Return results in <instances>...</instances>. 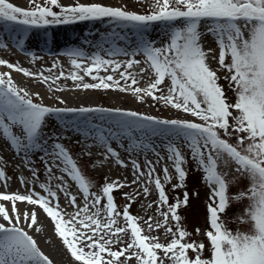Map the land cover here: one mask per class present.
Instances as JSON below:
<instances>
[{
	"label": "snow or ice",
	"instance_id": "6c2138e0",
	"mask_svg": "<svg viewBox=\"0 0 264 264\" xmlns=\"http://www.w3.org/2000/svg\"><path fill=\"white\" fill-rule=\"evenodd\" d=\"M31 5L30 9L26 10L13 5L9 0H0V21L40 27L104 17L137 25H146L153 21H177L183 18L184 26L172 29L168 43L157 47L154 41H144L132 51L133 58L124 61V70L120 71V80L125 82L124 87L120 86V80L114 79L113 75H99L101 68L105 72L109 68L113 72L120 70L121 62L105 59L97 54L87 58L91 63L85 65L81 59L83 52L79 49L66 53L73 57L71 64L76 71L68 76L61 71L57 79L70 78L82 82L84 77L78 74L82 70L93 80L99 81L83 83L84 89H109L115 86L120 91H127L131 85L138 84L135 75L129 72V69L141 63L134 57L138 53H143L148 68H141L140 73L151 69L155 79L147 88L137 86L131 88V91L141 100L143 96L140 94L143 93L153 100L163 101L176 109L190 113L202 122L160 119L118 108L48 107L34 103L26 91L21 94L22 90L14 85L10 73L0 74V129L3 130V136L10 141L17 154L24 153L27 165L33 163L29 159L32 151H43L44 155L40 159L45 162L49 180L53 178L52 169L58 168L77 183L85 199L84 206L80 208L76 204V196L67 191L63 176L55 177L62 181L56 185L57 189L70 196L71 206L78 209L68 220H64L57 192L53 191L48 183L40 184L41 189L47 192V196L34 190L27 195L0 193V200L12 202L13 210L17 213L14 216L9 215L4 204H0V216L6 221L0 223V264H53L38 247L36 239L20 226L21 215L15 207L17 201H27L31 205L41 206L46 215L54 221L56 233L63 239L72 256L83 264H128L133 257L137 264H165L166 261L168 264H264V0H156L155 10L147 15L99 3L77 2L74 5H61L59 0H44V4L41 5L36 0H31ZM54 7L60 10L53 11ZM205 18L216 22L209 31L214 32L217 38L220 67L230 73L225 79L229 80L230 86L234 84L233 91L237 96L234 103L228 101L223 87L218 83L217 71L208 63L211 50L206 52L202 46L198 26ZM119 54H121L119 51L110 53L112 56ZM122 54L129 55L126 51ZM229 54L231 60L225 63V58ZM32 55L36 58L35 53ZM0 65L14 68L26 75L30 74L28 69L20 68L3 59H0ZM32 75H38L44 81L48 80L42 73ZM166 78L170 81L167 95H156L157 92L162 93L161 85ZM129 80L131 85L128 84ZM80 86L78 83L77 87ZM63 112L116 113L130 118L124 122V127L129 133L133 129H139L150 130L155 134L156 129L163 127L164 132L171 137L165 145L169 154L168 159L173 162L180 181L179 184L173 185L174 189L183 187L187 176L182 167L185 156L177 143L183 139L191 150L192 158L204 171V178L212 190L210 196L212 203L208 205L210 228L204 233L210 255L204 256L206 245L203 241L190 239L192 234L182 225V217L178 214L181 205H187L189 194L185 191L183 200L176 197L175 203H168V196L159 175H155L153 179L155 165L152 161H145L148 182H154L158 189L159 205H166L168 210L161 211L162 221L153 223V218L149 216L145 223L150 231L165 228L166 236L170 234L172 238L167 243H162L158 237L142 234V228L138 224V219L141 218L129 212L135 195L139 193L124 194L129 200L122 213L126 226H119L116 218L121 213L117 211L113 191L127 185L119 181L106 182L102 186V194L91 192V182L83 175L77 161L64 145L54 143L51 152L45 148L47 141L43 140L42 133L45 117L47 114ZM234 112L238 114L234 115ZM14 125L21 126V135L13 132ZM233 134L236 135L235 144L230 142ZM113 136L116 134L113 133ZM98 140L106 148L105 159L112 156L116 158L118 164L127 166L102 133ZM136 146L145 150L149 148V145L142 142ZM131 150L132 148L128 149ZM157 156L159 157L158 153ZM49 157L50 163L47 159ZM159 162L160 159L156 161ZM232 163L236 165L235 172L239 176L246 175L249 178L250 186L236 196L229 197L227 194L229 184L238 178L228 180L229 173L225 169L230 168ZM132 165L134 172L138 173L136 179L132 181L136 183L145 175V171L141 170L136 160L132 161ZM30 171L33 180L38 179V170L30 168ZM163 172L165 179L171 180L166 165ZM8 179L10 178L0 167V180L5 182V186ZM19 179L21 184H24L25 178L20 176ZM105 179L107 181V178ZM143 192L147 195L149 188L145 186ZM49 197L56 198L55 205H52ZM104 198L105 216L101 219L100 204ZM244 198L250 203L238 219L241 223H250L251 228L247 232L239 230L233 232L227 228L221 214L226 212L231 200ZM169 217L175 221V231L168 224ZM23 218L28 227L38 222L35 212L31 216L25 212ZM76 224L80 227L77 228ZM129 229L130 242L126 247L113 250L112 244L120 243L121 234H128ZM195 232L199 235L200 229L197 228ZM113 237L116 239L113 240ZM78 244L82 246L78 247ZM85 247L89 249L87 252L84 251ZM121 257L124 259L121 260Z\"/></svg>",
	"mask_w": 264,
	"mask_h": 264
},
{
	"label": "rangeland",
	"instance_id": "374dc122",
	"mask_svg": "<svg viewBox=\"0 0 264 264\" xmlns=\"http://www.w3.org/2000/svg\"><path fill=\"white\" fill-rule=\"evenodd\" d=\"M9 2L26 10H29L32 6L31 0H9ZM36 2L41 5L44 4V0H36ZM59 2L61 5H74L77 2L85 4L99 3L106 6L120 7L123 10L141 15L150 14L155 10L156 4V0H59ZM59 10V8H53V11ZM184 23L183 18L177 21H153L148 22L146 25L113 21L109 17L80 20L71 23L74 25L70 30L74 34L71 38L55 40L56 34L60 32V30L55 29L58 27V24L37 27L16 22L0 21V45H6V47L0 46V59L18 65L20 68L28 69L30 73L26 75L21 71H16L14 68L0 65V74L10 73L14 85L22 90L21 94H23V91H26L29 94V98L33 101L48 107L118 108L160 119H184L201 123L202 121L199 118L194 117L190 113H185L169 104H165L163 101L153 100L150 96L143 93L140 94L143 96V100H141L138 95L131 91V88L137 86L147 88L155 79L151 69L143 74L140 73L141 68H148V65L145 63L146 57L143 53H138L134 57L135 60L141 63L129 69V72L135 75L138 84L131 85V81L129 80L128 84L131 87L127 91H120L115 86L109 89H84L82 87L83 83L91 84L99 83V81L93 80L82 70L78 72L79 75L84 77L82 82L73 81L70 78L57 79L61 71L64 72L65 76L76 71L71 64L73 57L66 55V53L73 49H79L83 52L81 59L85 65L91 63L87 58L94 57L97 54L105 59H114L121 62L122 67L116 72H113L111 68L107 72L103 68L99 71L100 76L113 75L114 79L120 80V71L124 70L123 62L133 58L131 53L134 49L144 41H154L157 47L168 43L170 39L169 34L172 29L183 27ZM215 23L212 19H202L198 26V31L201 33V43L204 50L206 52L211 50L208 56V63L213 70L217 71L219 77L218 83L223 87L228 101L234 103L237 99L236 92L233 91L234 84L230 86L229 80L225 79V77L230 76V73L227 69L220 67L218 63L220 48L217 44V38L214 32L209 31L210 28L215 26ZM114 51H119L121 54L110 55ZM124 51L128 52L129 55H123ZM33 53H35L36 58L33 57ZM230 60L229 54L225 58V63H229ZM40 73L48 77V80L44 81L38 75H32ZM78 83L81 84L80 87H77ZM169 83L170 81L166 78L164 84L161 85L162 93L157 92L156 95H167ZM120 86H125L123 80H120ZM37 93H39L38 96ZM233 114L236 115L238 113L234 112ZM129 119L116 113L63 112L59 114H47L42 126L43 140L47 141L45 148L51 152L54 143L64 145L71 156L77 161L83 175L91 182V192H95L98 195L102 194V186L106 182L119 181L121 184L127 185L113 191L117 211L121 213L116 218L119 226H126L122 213L124 206L129 203V200L125 198L124 194L135 195L139 193V195H135L134 202L131 203V207L129 208L130 214L141 218L138 219V224L142 228V234L158 237L160 242L167 243L172 237L170 234L166 236L165 228L150 231L147 223H145L149 216L153 218V223L162 221L161 211L168 210L166 205H159L158 189L154 182H148L145 161H152L155 165L153 179L155 175H159L168 196V203H175L176 197L183 200L185 191L189 194L187 205L182 204L178 209V214L182 217V225L192 234L190 239L198 242L203 241L206 245L204 256H209L208 241L204 233L210 228L208 205L212 203L210 199L212 190L204 178V171L199 168L197 161L192 158L191 150L186 146L183 139L179 140L177 142L178 146L185 156V163L182 167H184L187 176L184 186L174 189L173 185L179 184L180 181L173 162L168 159L169 154L165 147L171 137L164 132L163 127L156 129L155 134L150 130L141 131L139 129H133L129 133L124 127V122ZM12 130L17 135L22 134L21 126L14 125ZM101 133L107 138L111 147L119 153L120 159L124 161L127 165L126 167L118 164L115 157L108 156L105 159L106 148L98 140ZM113 133L116 136H113ZM141 142L142 144L149 145V148L145 150L137 147L136 145ZM230 142L236 143L235 134H233ZM129 148H132V150L128 151ZM43 155V151H32L29 154V159L33 163L27 165L24 161V153L20 152L17 154L10 141L3 136V130L0 129V167L4 169L7 177L10 178L7 180L6 186L5 182L0 180V192L10 191L20 193L26 190V194H28L29 191L34 190L41 195L47 196V192L41 189L40 184L48 183L52 190L57 192L59 206L64 213L63 219L68 220L78 209L71 206L70 196H66L63 191L57 189L56 185L61 184L62 181L55 179V177L63 176V181L67 184V191L71 195L76 196V204L80 208L85 204L83 192L75 181L71 180L66 173H62L58 168L54 167L52 169L53 178L49 180V173L45 169V162L40 159ZM47 159L50 163L51 158ZM158 159H160V162L156 163ZM133 160H136L140 164L141 170L145 171V175L141 176L136 183H132L138 175V173L134 172ZM165 165L168 167L171 180L165 179L163 172ZM235 167L236 165L232 163L230 168L225 169L229 173V181H232L233 177H238L234 182L229 184L227 190L229 197L236 196L241 190H247L250 186L249 178L246 175L239 176L235 172ZM30 168L38 170V179L33 180ZM20 176L25 178L24 184H21ZM105 178H107V181ZM145 186L149 188L147 195L143 192ZM49 199L52 201V205L56 204V198L49 197ZM249 203L250 201L247 198L230 201V206L226 209V212L221 214V218L229 230L233 232L237 230L247 232L250 230V223H241L238 219V217L243 215ZM105 205L106 198L102 199L100 204L102 209L101 219L105 216V212L103 211ZM9 215L13 216L11 213ZM168 224L175 231V221L171 217H169ZM75 226L77 228L80 227L79 224ZM197 228L200 229L199 235L195 232ZM53 230L56 232L55 228ZM57 237L62 242V249L66 259L62 258L55 264H83L82 261H78L72 256L63 239L60 236ZM115 239L116 237H113V240ZM130 239L131 233L129 229L128 234H121L120 243L112 244L113 250L126 247ZM80 246L82 245L78 244V247ZM88 250L86 247L84 248V251L87 252ZM189 254L191 255V253ZM160 255L163 254L160 253ZM123 259L124 257H121V260ZM128 264H137L135 257L129 260ZM165 264H168V262L166 261Z\"/></svg>",
	"mask_w": 264,
	"mask_h": 264
},
{
	"label": "bare ground",
	"instance_id": "6f19581e",
	"mask_svg": "<svg viewBox=\"0 0 264 264\" xmlns=\"http://www.w3.org/2000/svg\"><path fill=\"white\" fill-rule=\"evenodd\" d=\"M73 27L74 25L71 23L58 24V27L54 28L60 30V32L56 34L55 40L60 38H71L74 35L73 32L70 31ZM0 193L15 194L10 191ZM19 194L27 195L26 190H23ZM0 204H4L8 212L13 216L17 214L16 211L13 210L12 202L0 200ZM15 207L21 215L20 226L36 239L38 247L49 257L53 264L57 263L58 260L62 258L66 259L62 249V242L57 237L59 235L56 236V232L53 230L55 228L54 221L46 215L41 206L31 205L27 201H17ZM25 212H27L29 216L35 212L38 221L36 225L28 227V223H26L23 218ZM0 223H6L2 216H0Z\"/></svg>",
	"mask_w": 264,
	"mask_h": 264
}]
</instances>
